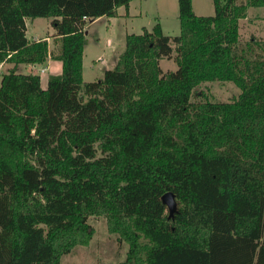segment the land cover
Masks as SVG:
<instances>
[{"label": "trees", "instance_id": "16d2710c", "mask_svg": "<svg viewBox=\"0 0 264 264\" xmlns=\"http://www.w3.org/2000/svg\"><path fill=\"white\" fill-rule=\"evenodd\" d=\"M129 1L0 0V264H60L89 243L91 215L128 245L102 264H264V38L239 30L264 0H212L211 15L177 0L178 34L126 33L115 64L84 81L85 25ZM35 17H51L55 53L27 36ZM48 56L61 67L45 87L18 71ZM214 80L240 91L191 98Z\"/></svg>", "mask_w": 264, "mask_h": 264}, {"label": "rangeland", "instance_id": "374dc122", "mask_svg": "<svg viewBox=\"0 0 264 264\" xmlns=\"http://www.w3.org/2000/svg\"><path fill=\"white\" fill-rule=\"evenodd\" d=\"M192 7L197 15H211L214 12L212 0H192ZM128 11V15H124ZM118 14L113 17L100 16L89 21L85 27L86 44L84 51L83 79L94 81L99 79L104 70L111 68L119 53L124 48L126 33H141L144 28L151 27L159 22L164 34L173 36L179 33L178 3L177 0H130L129 5L120 6ZM28 25L27 36L53 37L55 32L51 25V17L26 18ZM239 30L242 37L250 35L264 38V6H248L246 15L239 20ZM113 41V43H112ZM50 48H56L52 38ZM172 47L174 44L171 42ZM174 51L172 55H174ZM105 60L104 62L98 59ZM102 57V58H101ZM113 61V63H112ZM159 65L164 72L175 70L177 64L173 57H161ZM10 64L0 63V72L9 68ZM45 64H20L18 71L32 72L40 75L41 86L45 87L50 74L59 73L56 66L41 68ZM239 88L232 81H206L202 82L193 91L191 98L196 94H205L208 98L218 101L230 100L237 96ZM88 222L93 227V234L86 245H75L72 250L60 259V264H102L118 263L125 259L128 245L118 241L117 234L110 233L102 215H91Z\"/></svg>", "mask_w": 264, "mask_h": 264}, {"label": "crops", "instance_id": "0c3cea01", "mask_svg": "<svg viewBox=\"0 0 264 264\" xmlns=\"http://www.w3.org/2000/svg\"><path fill=\"white\" fill-rule=\"evenodd\" d=\"M129 5V4H128ZM117 14H118V12H117ZM124 15H128V11L126 12V13H124ZM26 26H27V30H26V34H27V32H28V25H27V23H26ZM29 37V36H28ZM41 36H31V37H29V38H31V39H33V38H40ZM43 38H46L47 39V41H48V48H50V47H52L51 46V41H52V38H54V36L52 37V38H49L48 36H42ZM112 43H113V41H112ZM51 49V48H50ZM55 49L56 48H54L52 51H54L53 53H55ZM84 51H85V46H84V49H83V61H82V63L84 64ZM102 58V57H101ZM98 59L100 60V61H102V62H104L105 60L102 58V60L100 59V57H98ZM112 63H113V61H112ZM45 64V66H43V67H45V69L47 68V67H51L52 65H54V66H56V69L55 70H58V68L59 67H61V64H60V62L58 61V60H56V59H52L50 56H48V58H47V60H46V62L44 63ZM28 65H35V64H28ZM37 65V64H36Z\"/></svg>", "mask_w": 264, "mask_h": 264}, {"label": "water", "instance_id": "95a60500", "mask_svg": "<svg viewBox=\"0 0 264 264\" xmlns=\"http://www.w3.org/2000/svg\"><path fill=\"white\" fill-rule=\"evenodd\" d=\"M161 201L166 205L169 215H172L176 211L177 205L173 192L171 191L164 192L161 195Z\"/></svg>", "mask_w": 264, "mask_h": 264}, {"label": "built area", "instance_id": "2783aa9c", "mask_svg": "<svg viewBox=\"0 0 264 264\" xmlns=\"http://www.w3.org/2000/svg\"><path fill=\"white\" fill-rule=\"evenodd\" d=\"M44 70H45V67H42V68H41V71H44Z\"/></svg>", "mask_w": 264, "mask_h": 264}]
</instances>
